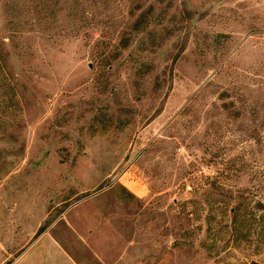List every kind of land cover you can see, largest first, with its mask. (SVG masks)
<instances>
[{
  "label": "rangeland",
  "instance_id": "374dc122",
  "mask_svg": "<svg viewBox=\"0 0 264 264\" xmlns=\"http://www.w3.org/2000/svg\"><path fill=\"white\" fill-rule=\"evenodd\" d=\"M245 196L264 0H0V264H264Z\"/></svg>",
  "mask_w": 264,
  "mask_h": 264
},
{
  "label": "trees",
  "instance_id": "16d2710c",
  "mask_svg": "<svg viewBox=\"0 0 264 264\" xmlns=\"http://www.w3.org/2000/svg\"><path fill=\"white\" fill-rule=\"evenodd\" d=\"M47 17H38V20H44L46 24H51L50 21L47 22ZM84 19H87L86 17ZM11 20L9 24H11ZM137 20L136 23H138ZM72 29H75L77 26L72 25ZM73 32V31H72ZM212 209L209 208L207 214V232L211 234L212 232ZM253 221H256L257 224L260 225V230L264 232V200L263 199H253L252 197L245 196L242 201H240L233 208V217L230 223L231 234L233 238H239L243 235L244 228L249 229L251 231V225ZM245 236V235H244ZM203 246L206 249L214 248L213 244H209L207 242L203 243ZM257 264V263H254Z\"/></svg>",
  "mask_w": 264,
  "mask_h": 264
},
{
  "label": "crops",
  "instance_id": "0c3cea01",
  "mask_svg": "<svg viewBox=\"0 0 264 264\" xmlns=\"http://www.w3.org/2000/svg\"><path fill=\"white\" fill-rule=\"evenodd\" d=\"M127 190V192H129L130 194H135V193H133L132 191H130L129 189H126Z\"/></svg>",
  "mask_w": 264,
  "mask_h": 264
}]
</instances>
